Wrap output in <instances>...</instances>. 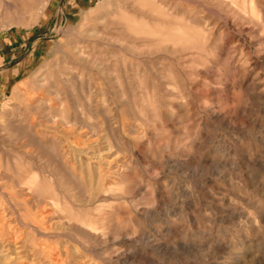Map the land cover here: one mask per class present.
I'll return each instance as SVG.
<instances>
[{
    "label": "rangeland",
    "instance_id": "obj_1",
    "mask_svg": "<svg viewBox=\"0 0 264 264\" xmlns=\"http://www.w3.org/2000/svg\"><path fill=\"white\" fill-rule=\"evenodd\" d=\"M0 264H264V0H0Z\"/></svg>",
    "mask_w": 264,
    "mask_h": 264
}]
</instances>
